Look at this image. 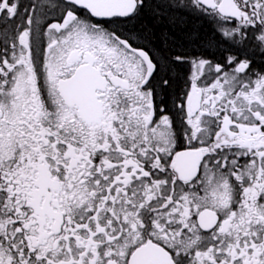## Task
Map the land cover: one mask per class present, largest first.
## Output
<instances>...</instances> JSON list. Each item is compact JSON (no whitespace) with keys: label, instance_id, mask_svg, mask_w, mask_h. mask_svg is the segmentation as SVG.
I'll return each instance as SVG.
<instances>
[{"label":"snow or ice","instance_id":"1","mask_svg":"<svg viewBox=\"0 0 264 264\" xmlns=\"http://www.w3.org/2000/svg\"><path fill=\"white\" fill-rule=\"evenodd\" d=\"M0 264H264V0H0Z\"/></svg>","mask_w":264,"mask_h":264}]
</instances>
